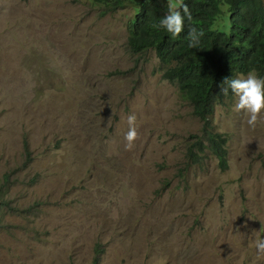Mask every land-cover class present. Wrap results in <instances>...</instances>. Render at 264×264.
Returning a JSON list of instances; mask_svg holds the SVG:
<instances>
[{"label":"rangeland","instance_id":"obj_1","mask_svg":"<svg viewBox=\"0 0 264 264\" xmlns=\"http://www.w3.org/2000/svg\"><path fill=\"white\" fill-rule=\"evenodd\" d=\"M134 15L0 0V264H264V111L251 129L236 96L216 104L227 168L190 162L202 121L153 50L129 49Z\"/></svg>","mask_w":264,"mask_h":264},{"label":"trees","instance_id":"obj_2","mask_svg":"<svg viewBox=\"0 0 264 264\" xmlns=\"http://www.w3.org/2000/svg\"><path fill=\"white\" fill-rule=\"evenodd\" d=\"M100 4L103 13L131 6L135 15L128 27L127 45L132 53L153 50L162 66L161 77L177 86L180 97L188 101L192 114L202 121L201 138L186 150L192 163H200L206 150L217 159L220 169L227 168V138L212 128L215 106L233 97L221 92L225 78L254 72L264 79V3L263 0H183L191 21L185 17L184 31L173 38L162 28L153 27L168 11V0H90ZM228 16V20L227 17ZM223 16L228 30L217 29L215 21ZM203 30L198 47L189 48V27ZM23 150L29 156L27 139ZM0 201V218H1ZM100 252V250L98 251ZM99 257L96 256L93 264Z\"/></svg>","mask_w":264,"mask_h":264},{"label":"clouds","instance_id":"obj_3","mask_svg":"<svg viewBox=\"0 0 264 264\" xmlns=\"http://www.w3.org/2000/svg\"><path fill=\"white\" fill-rule=\"evenodd\" d=\"M185 17L191 21L188 5L183 0H168L167 13L153 27L162 28L175 38L184 31ZM203 35L202 29L196 26L189 27L188 47H198ZM229 91L237 97L234 110L243 112L247 117V125L251 129H255L261 122V113L264 111V79L258 78L254 73H249L246 77L225 78L221 83V92L223 95H227ZM127 124L128 130L124 133V148L130 151L138 138L135 114H130L127 117ZM254 247L258 257L264 256V238L257 239L254 242Z\"/></svg>","mask_w":264,"mask_h":264}]
</instances>
